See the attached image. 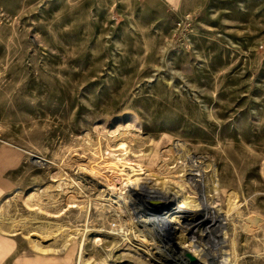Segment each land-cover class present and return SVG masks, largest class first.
Listing matches in <instances>:
<instances>
[{"label":"rangeland","instance_id":"1","mask_svg":"<svg viewBox=\"0 0 264 264\" xmlns=\"http://www.w3.org/2000/svg\"><path fill=\"white\" fill-rule=\"evenodd\" d=\"M263 167L264 0H0V264H80L119 170L230 221L185 217L197 261L264 264Z\"/></svg>","mask_w":264,"mask_h":264},{"label":"bare ground","instance_id":"2","mask_svg":"<svg viewBox=\"0 0 264 264\" xmlns=\"http://www.w3.org/2000/svg\"><path fill=\"white\" fill-rule=\"evenodd\" d=\"M124 133H126V130ZM83 140L81 138L80 142L78 141L76 148L82 147L86 150L95 148L90 144V147L85 146ZM97 150H93L94 153H97ZM119 168L121 169V167ZM118 174L120 175L117 176L116 183L122 193H120L122 197L118 207L122 217L120 216L118 220L117 215L113 221H119L122 230L110 232L104 227L94 229L96 238L93 243L95 246L92 248L89 244L87 246V249H91V252H97L96 259L91 262L85 259L87 254L85 243L89 232L86 231V234H82L80 264L83 262L85 264H229L230 261L225 257V254L219 252L218 256H209L207 249L195 244L194 248H197L195 254L199 257L197 261L196 256L191 251L184 249L186 244L179 242L182 237H186L188 232L183 226L185 220H188L185 217L197 215L200 208H204L205 211L213 214L215 228L225 229L230 223L229 220L227 222L223 221L219 209L215 210V206L210 208L208 199L204 205L197 204V201L189 202L188 198H184L183 195L166 188V183L150 179L142 180L138 175L123 176L125 173L120 170ZM181 197L185 200H182L179 204L178 201ZM213 197L216 199L215 196ZM149 200H157L162 205L157 209H150L147 206ZM211 204L214 205L215 203ZM101 207L103 208V206ZM221 235L222 244L225 245L227 237L223 233ZM106 237L109 238V241ZM110 238H113V240ZM223 245H221V249ZM35 248L38 249V247ZM182 250L184 257L190 263L184 260ZM186 252L188 253L186 254Z\"/></svg>","mask_w":264,"mask_h":264},{"label":"crops","instance_id":"3","mask_svg":"<svg viewBox=\"0 0 264 264\" xmlns=\"http://www.w3.org/2000/svg\"><path fill=\"white\" fill-rule=\"evenodd\" d=\"M1 233L3 234H8L9 236L11 237H15L16 236V233H14L15 231L12 229L11 226H8L7 229H4L3 230H0ZM18 233V232H17ZM18 235V234H17ZM17 237V236H16ZM1 246V245H0ZM3 253V249L0 248V256L2 255Z\"/></svg>","mask_w":264,"mask_h":264},{"label":"built area","instance_id":"4","mask_svg":"<svg viewBox=\"0 0 264 264\" xmlns=\"http://www.w3.org/2000/svg\"><path fill=\"white\" fill-rule=\"evenodd\" d=\"M263 172H264V167H263Z\"/></svg>","mask_w":264,"mask_h":264}]
</instances>
